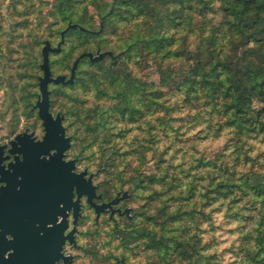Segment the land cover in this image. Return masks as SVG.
I'll use <instances>...</instances> for the list:
<instances>
[{"label": "trees", "instance_id": "1", "mask_svg": "<svg viewBox=\"0 0 264 264\" xmlns=\"http://www.w3.org/2000/svg\"><path fill=\"white\" fill-rule=\"evenodd\" d=\"M11 1L0 60L24 59L8 75L13 93L35 77L44 41H60L61 23L78 26L49 52L53 77L68 78L83 52H121L114 67L80 58L72 83H50L49 109L88 170L148 190L144 220L124 238L142 243L143 264H264V0ZM34 96L21 98L30 107ZM222 226L232 237L221 248Z\"/></svg>", "mask_w": 264, "mask_h": 264}, {"label": "water", "instance_id": "2", "mask_svg": "<svg viewBox=\"0 0 264 264\" xmlns=\"http://www.w3.org/2000/svg\"><path fill=\"white\" fill-rule=\"evenodd\" d=\"M76 26L70 23L61 31V41L63 32ZM59 49L60 42L52 47L48 40L42 47L40 67L43 75L39 77L40 96L36 107L44 126V135L40 140L30 138L32 133L17 135L11 141L9 150L16 154L15 162L7 167L0 165V182H3L0 186V264H54V260L61 256L66 238L64 229L68 211L73 209L75 229L81 197L86 195L97 213L106 207L111 208L112 203L118 200L117 196L107 203L97 204L93 201L96 190L92 174L86 177V169L76 170V159H65L70 137L65 134L63 115H54L49 109L50 83H72L81 57L99 60L111 52H101L96 56L92 52H83L74 60L68 78L64 74L53 77L49 52ZM18 154H22V158ZM10 169L13 170L11 174ZM126 195L124 192L123 196ZM59 216L62 217L60 223L47 227V223H54ZM41 231H45L44 235H41ZM8 232L14 235L10 240L4 238ZM27 234H30L29 239L25 238ZM9 249L13 251L6 257Z\"/></svg>", "mask_w": 264, "mask_h": 264}, {"label": "rangeland", "instance_id": "3", "mask_svg": "<svg viewBox=\"0 0 264 264\" xmlns=\"http://www.w3.org/2000/svg\"><path fill=\"white\" fill-rule=\"evenodd\" d=\"M46 1L48 8L51 0ZM11 2V0H0V23L10 22V20H8L7 18V13L9 12ZM213 15L214 17L219 18L220 12L216 11ZM70 23L71 22L67 24H59L61 25V31L66 29V27ZM47 25V23H44L40 26L45 29L41 33L43 34V37L48 36L51 32ZM59 25H55V27ZM77 26L74 28H77ZM23 31L26 35L27 30L24 29ZM53 41L54 46H51L55 47L61 41V39L59 42H57V38L54 37ZM192 44H194L193 40H191L190 42L191 46ZM42 47L40 50L41 56L39 58V69L36 70L35 77L33 76L31 78H27L25 80L20 81L19 84L21 86V89L19 91H16V93H13L9 87L8 75H13L15 73L16 67H19L18 64L24 61V59H22L21 57L22 54L20 55L19 52H17L14 55L16 57V60H0V140H5L9 138L14 139L17 135L24 133H32V135L36 134L38 136H41V138L44 135V126L41 118L38 115V108L36 107V102L40 96L39 77L43 75V70L40 67V64L42 62ZM105 51H110L111 54H106L99 60H92L88 56L86 57H88L91 61H95L97 63L103 61V63H105V65L108 67H114L118 65L121 57V52L119 51L114 52L112 49H96L92 53L94 56H96L98 53ZM59 57V55L51 54V60L54 61L53 65L56 71L64 69L63 63L60 61ZM56 61H58V63H56ZM135 64L136 63L134 62L133 68L137 71L138 75H147L148 79L154 81L158 80L157 74L151 72L152 68L150 69L148 67H145L144 69H142L143 67H141V65ZM70 71L71 67L70 70L64 69V72L69 73V75ZM15 81H17V79H15ZM24 86H27L28 88L25 91L23 89ZM51 86L52 84H49V88ZM28 90H32L35 93L33 104L30 107H27L24 104L23 99L21 98V95L27 93ZM14 99H16L17 102H15ZM15 113H17L18 116ZM57 113L58 112H56L55 114ZM227 137L228 136L224 135L218 139H211L208 140L205 144L208 145V150L210 151L218 149L219 147H222L224 142H226ZM65 156L71 159H76L77 171L86 169L87 172H91L92 179L94 183H96L100 188V192L104 199H109L113 197L117 193V191L126 192V196L130 194V198L122 201V203H125L126 205H129L131 207L133 215L131 219H127L123 216L114 215L115 219L113 220L110 219L107 214H103L99 218L95 219V216L92 213L90 207L84 204V214L78 224V227L80 229V233L78 235V242L86 248L84 249V251L78 252V257H82L84 255V257L89 260V262L91 261V259L94 258L95 263L101 261L103 262V264H112L116 255L118 258H123L122 264H143L147 259V256L145 254V251H143L142 249V243L140 241H134V238L132 237L130 238L129 242L125 243L124 238L129 235L128 232H130L132 229L138 228L141 225V222L144 220L143 216H136V213L137 209H142L141 205H143V203L145 202L148 190L138 188L136 192H134L129 189V184H125L124 187H120V180L108 176L107 172H103L96 165L92 164L88 170L86 168L88 160L78 161L71 150L65 152ZM152 168L153 161L150 160L147 164V169ZM117 196L119 197V195ZM221 220L222 217L221 215H219V221ZM222 227L223 229H221L219 232L217 231L216 233L218 236L221 235V239L226 240L221 244V248L228 245L232 237L228 233V230H225L224 226ZM94 251H96L99 256H92L91 252ZM229 255L230 253H226V260L229 259Z\"/></svg>", "mask_w": 264, "mask_h": 264}, {"label": "flooded vegetation", "instance_id": "4", "mask_svg": "<svg viewBox=\"0 0 264 264\" xmlns=\"http://www.w3.org/2000/svg\"><path fill=\"white\" fill-rule=\"evenodd\" d=\"M27 134H29V133H27ZM30 138H32L33 140H40L41 136L33 134ZM12 140H13V138L0 140V158H1L0 165H5L7 167V165L9 163L15 162V155L16 154L9 152L10 148L12 147V144H11ZM67 150H66V152H67ZM18 155L20 158H22V154H18ZM65 159L68 160L71 158L65 156ZM9 172H10L9 174H11L13 172V170L10 169ZM90 174H91V172L90 173L87 172L86 177H88ZM93 183H94V181H93ZM2 184H3V182H0V186ZM94 184H95L96 196L93 197V201L95 203H97V204L107 203V202H110L111 200L115 199L117 197V195H119L118 200H116L115 203H112L111 208L106 207L104 209H101L100 212L97 213L95 207L87 201V196L83 195L81 197V207L79 210L80 214H79L77 223L75 225V229H74V223H73V220H74L73 209H70L68 211L67 225L64 229V234H65L66 238L62 244L61 256L58 259L54 260V264H103V262H101V261H98L95 263L94 258L91 259V261L89 262V260H87L83 254H82L83 255L82 257H78V255H79L78 252H82L86 248L78 242L79 241L78 235L80 233V229L78 227V224H79V222L82 219L83 214H84V206H85L84 204H86V205H88V207H90L92 213L95 216V219L99 218L103 214H107L108 217L110 219H113V220L115 219L114 215L123 216V217H126L127 219L132 218L133 215H132L131 207L129 205H126L125 203H122V201L130 198V194L128 196H123L124 191H117V193L113 197H111L109 199H104L101 192H100V188L98 187V185L96 183H94ZM18 188H20V185L18 186ZM74 198H76V194H75ZM51 214H53V212H51ZM24 220L26 221L28 219L24 218ZM61 220H62V217L59 216L54 223H47V227L56 226V224L60 223ZM0 230H1V228H0ZM44 233H45V231H41V235H44ZM13 236L14 235L12 233L8 232L5 234L4 238L10 240L13 238ZM29 237H30V234H27L25 236L26 239H29ZM11 251H13V250L12 249L7 250V252L5 253V256L7 257ZM86 255H88V254H86ZM91 255L92 256H99L96 251L91 252ZM114 258L115 259L113 260L112 264H122L123 258H118L116 255Z\"/></svg>", "mask_w": 264, "mask_h": 264}]
</instances>
